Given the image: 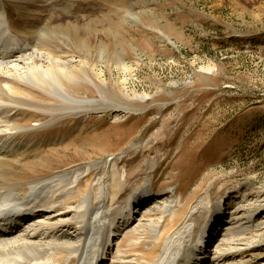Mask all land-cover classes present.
<instances>
[{
  "label": "rangeland",
  "instance_id": "obj_1",
  "mask_svg": "<svg viewBox=\"0 0 264 264\" xmlns=\"http://www.w3.org/2000/svg\"><path fill=\"white\" fill-rule=\"evenodd\" d=\"M32 1L26 18L3 0L24 30L23 18L42 27L54 9L62 11L55 19L61 28L41 47L75 61L72 76L61 75L64 88L92 102L72 105L20 84L34 103L20 105L16 117L27 147L3 162L0 185L22 195L39 179L103 162L77 186L84 192L90 180L95 209L106 190L115 218L147 186L153 210H141L145 220L160 218L165 199L178 200L179 222L164 215L162 228H171L160 245L150 225L139 232L141 250L157 245L153 259L205 195L225 203L219 232L238 206L264 215V0ZM111 157L120 192L106 165ZM255 230L238 264H264V232L256 238ZM131 237L120 239L122 251Z\"/></svg>",
  "mask_w": 264,
  "mask_h": 264
},
{
  "label": "bare ground",
  "instance_id": "obj_2",
  "mask_svg": "<svg viewBox=\"0 0 264 264\" xmlns=\"http://www.w3.org/2000/svg\"><path fill=\"white\" fill-rule=\"evenodd\" d=\"M7 1L13 4L15 10H20L21 15L29 17L26 8L32 0ZM54 11L55 15L42 27L40 24L30 27L29 19L23 18L28 26L26 30H38L32 38H28L25 26H22L23 22L17 24L9 16L6 3L0 0V169L6 158L8 160V157L27 147L22 143L25 135L19 132L20 124L17 125L16 117L20 115V105L34 108V103L26 100L31 97L30 93L20 84H30L48 91L50 95L54 94L68 104L92 102L78 99L64 88L61 75L65 73L72 76L68 65L75 61L41 47L44 42L53 39L52 33L62 26V23L55 24V19L62 11ZM74 24L68 23L66 27ZM73 28L71 32L78 30V26ZM87 41L89 43V39ZM13 94L23 95L24 98H16ZM114 158L111 157L106 165L109 163L108 169L120 192L125 186L123 178L113 165ZM101 165L104 163H90L81 171H62L39 179L22 195H18L15 188L0 185V220L7 213L34 215L17 221L7 234L0 232V264H61L66 258L67 264H238L244 261L245 248L253 244L249 239L251 225L255 224V231L259 232L256 238L261 236L260 231L264 232V215L245 206L235 208L228 217L227 227L219 232L217 226H214L221 219L220 210L225 203H213L205 195L187 213L176 234L166 236L163 251L153 259L157 245L154 244L153 249L148 252L141 250L142 237L139 232L150 225L152 237L160 245L171 228L169 225L162 228V218L167 213L173 219L177 217L175 207L178 200L165 199L160 218L145 220L147 215L141 210H153L151 206L147 207L149 199L152 200V191L147 186L141 192L133 194L128 200V207L122 209L119 217L115 218V214L111 215L114 210L109 209V204L106 205L110 194L104 186L106 200L100 198L99 207L96 206L98 208L95 209L93 201L90 200H93L90 180H87L84 192L77 186L82 178L92 174L90 171L93 167L99 168ZM251 210L254 212L250 214ZM247 218L250 220L242 222ZM173 222L177 224L179 219L175 218ZM128 235H132L130 243L127 244L129 248L122 251L120 239ZM204 242L208 243L206 249L202 247Z\"/></svg>",
  "mask_w": 264,
  "mask_h": 264
}]
</instances>
